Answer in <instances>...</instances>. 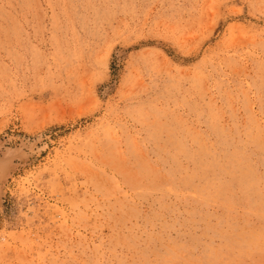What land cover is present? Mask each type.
I'll return each mask as SVG.
<instances>
[{
	"label": "rangeland",
	"instance_id": "1",
	"mask_svg": "<svg viewBox=\"0 0 264 264\" xmlns=\"http://www.w3.org/2000/svg\"><path fill=\"white\" fill-rule=\"evenodd\" d=\"M11 150L0 264H264V0H0Z\"/></svg>",
	"mask_w": 264,
	"mask_h": 264
},
{
	"label": "water",
	"instance_id": "2",
	"mask_svg": "<svg viewBox=\"0 0 264 264\" xmlns=\"http://www.w3.org/2000/svg\"><path fill=\"white\" fill-rule=\"evenodd\" d=\"M3 152H5V151L0 152V159H3L4 161L6 160V162L9 163V166H8V169H6V170L4 169L5 171L0 173V184L3 182L6 174L8 173V171L10 169V163L13 162V159L18 158L19 154H20L19 151L11 150V151H8L9 154L6 153L8 156H6V155L2 156L1 153H3Z\"/></svg>",
	"mask_w": 264,
	"mask_h": 264
},
{
	"label": "bare ground",
	"instance_id": "3",
	"mask_svg": "<svg viewBox=\"0 0 264 264\" xmlns=\"http://www.w3.org/2000/svg\"><path fill=\"white\" fill-rule=\"evenodd\" d=\"M12 166V165H11ZM13 170V169H12ZM8 175H9V173H8ZM6 177H7V175H6ZM9 177V176H8ZM5 184V183H4ZM3 186H5V185H3Z\"/></svg>",
	"mask_w": 264,
	"mask_h": 264
}]
</instances>
